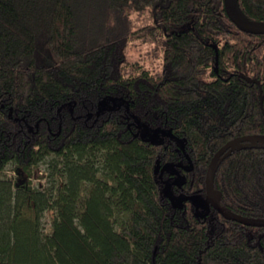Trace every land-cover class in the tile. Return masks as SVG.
<instances>
[{
    "label": "trees",
    "instance_id": "trees-1",
    "mask_svg": "<svg viewBox=\"0 0 264 264\" xmlns=\"http://www.w3.org/2000/svg\"><path fill=\"white\" fill-rule=\"evenodd\" d=\"M0 264H264V33L225 0H0Z\"/></svg>",
    "mask_w": 264,
    "mask_h": 264
},
{
    "label": "water",
    "instance_id": "water-1",
    "mask_svg": "<svg viewBox=\"0 0 264 264\" xmlns=\"http://www.w3.org/2000/svg\"><path fill=\"white\" fill-rule=\"evenodd\" d=\"M225 6L227 9V12L230 16V18L244 31L247 32H251V33H264V27H257L254 25H250L248 23H245L240 16H238V14L235 11V8L233 6V1L232 0H225ZM255 136H241V137H237L234 138L232 140H230L229 142H227L224 146H222L213 156L209 167H208V171H207V186L208 188L211 187V177H212V170L213 167L217 161V159L219 157H221L227 150H229L233 145L240 143V142H244V141H252L255 140Z\"/></svg>",
    "mask_w": 264,
    "mask_h": 264
},
{
    "label": "rangeland",
    "instance_id": "rangeland-1",
    "mask_svg": "<svg viewBox=\"0 0 264 264\" xmlns=\"http://www.w3.org/2000/svg\"><path fill=\"white\" fill-rule=\"evenodd\" d=\"M233 1V6L234 8L237 10V14L241 17V19L245 22V23H248L250 25H254V26H257V27H264V22H257V21H250L249 19H247L244 15H242V13L237 9V6H236V0H232ZM139 48L142 47V52L145 53V51L147 52V47L146 46H138ZM140 52V50L137 48H134L133 49V53L134 55H137L138 53ZM45 170V166H41V171H40V174H43V172ZM39 180H41L42 182L45 181V178L43 179H40L39 177H35L33 178V182L34 183H37L39 182ZM216 196L215 194L212 195V198L214 199ZM48 217V215L46 216V218Z\"/></svg>",
    "mask_w": 264,
    "mask_h": 264
}]
</instances>
